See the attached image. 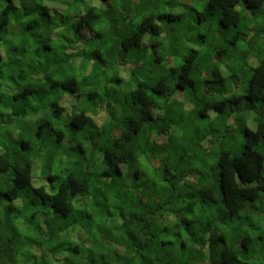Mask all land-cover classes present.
I'll use <instances>...</instances> for the list:
<instances>
[{"label": "trees", "instance_id": "trees-1", "mask_svg": "<svg viewBox=\"0 0 264 264\" xmlns=\"http://www.w3.org/2000/svg\"><path fill=\"white\" fill-rule=\"evenodd\" d=\"M184 1L0 0V264H264V0Z\"/></svg>", "mask_w": 264, "mask_h": 264}, {"label": "rangeland", "instance_id": "rangeland-1", "mask_svg": "<svg viewBox=\"0 0 264 264\" xmlns=\"http://www.w3.org/2000/svg\"><path fill=\"white\" fill-rule=\"evenodd\" d=\"M136 1H138V0H136ZM192 2H194V0H185L184 2H182L181 6H182V8L185 9V6L188 5V4H190V3H192ZM197 2H199V0H198ZM197 2H196V3H197ZM260 11L263 13V12H264V7H263L262 9H260ZM72 18H73V20L75 21V18H74V17H72ZM254 23H255L256 26H258V27L264 29V24L262 23L261 20L254 21ZM85 33L88 34L89 31H88V30H85ZM245 35H246V37H247V41H248V43L254 44L255 41L257 40L256 38H255V40L252 39V38H253V35H252L251 31H249V30L247 31V34H245ZM146 44H147V45H150L149 43H144V45H146ZM147 45H146V46H147ZM7 89H8V87H7L6 85H3V86H2V89H1V93H6V92H8ZM66 97H68V96H66ZM70 99H71V98H70ZM70 99H69V97H68V99L65 100L66 105L69 104ZM82 100H83V99H82V97H81V98H78V100L75 101V99H74V97H73V101H72V103H74V102L81 103ZM72 103H70V104H72ZM192 108H193V107H192V104L187 103V104L183 105L182 108H179V110H176V117H175V119H176L178 122H180L181 124L179 125L178 122L175 121L174 137H173L172 139L176 140L178 143H179L180 139L182 138V137H181L182 130H184V128H185V130L187 131V129L192 125L191 120L188 121V120L186 119V113H187L190 109H192ZM100 113H103V114H104V111L101 109V110H100ZM100 113H99V114H100ZM209 113H210V114H209L208 119H207V120H201V121L199 122V124H198V125L200 126V129L203 130V131H206V130L208 129L209 120H211V121H213V122L216 121V119H215V112L212 111V110H210ZM99 116H100V115H98V116L95 117V120H96V121H98V117H99ZM248 122H249V121H248ZM195 123H197V122L194 121L193 125H196ZM249 123L251 124V129H253V128H254V123H251V122H249ZM249 127H250V126H249ZM2 136H3V134H0V137H2ZM91 154H92V153H91ZM91 157H92L94 160H96V159L99 157V151H98V150H94V151H93V155H92ZM141 162H143V161H141ZM95 164L97 165L98 163L95 162ZM90 193H91V192H89L88 194H90ZM88 205H89V203H88ZM76 208H77V211H74V212H73L74 214H76V213L78 212L79 214H81L82 216H84V218H88V219H89L90 221H92V222L95 221V220H103V219H105V217H106V215H107L106 213L108 212L107 207H105V206H101V207L97 210V213H98L100 216H98V215H96V216H93V215H92V216H91L87 211L81 210V209L79 208L78 204H77ZM88 214H89V216H88ZM87 216H88V217H87ZM109 220H110L112 223H115V221L117 220V218H116V217H112V218H110ZM89 225H90V226H79L80 228H82V231H81V242H82V244H84V246L88 244V241L85 239L84 234H85V233H89V232L92 231V230H91L92 226H91L90 223H89ZM79 227L75 228V231H77ZM116 232H117V231H116V228H112V229H110V235H111V236H114V234H115ZM116 235H117V233H116ZM78 257H79V256H78ZM56 258L60 259L59 257H56ZM72 259L77 260V256H72ZM51 264H54V262L51 263Z\"/></svg>", "mask_w": 264, "mask_h": 264}, {"label": "clouds", "instance_id": "clouds-1", "mask_svg": "<svg viewBox=\"0 0 264 264\" xmlns=\"http://www.w3.org/2000/svg\"><path fill=\"white\" fill-rule=\"evenodd\" d=\"M93 161H95V162H99V157L96 159V160H94L93 159ZM111 210V209H110ZM77 255V254H76ZM78 256V255H77Z\"/></svg>", "mask_w": 264, "mask_h": 264}]
</instances>
